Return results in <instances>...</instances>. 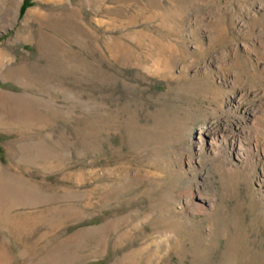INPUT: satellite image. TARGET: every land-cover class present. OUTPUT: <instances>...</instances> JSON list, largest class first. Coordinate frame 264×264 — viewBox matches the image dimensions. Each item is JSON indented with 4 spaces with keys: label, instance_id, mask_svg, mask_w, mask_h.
<instances>
[{
    "label": "rangeland",
    "instance_id": "obj_1",
    "mask_svg": "<svg viewBox=\"0 0 264 264\" xmlns=\"http://www.w3.org/2000/svg\"><path fill=\"white\" fill-rule=\"evenodd\" d=\"M0 264H264V0H0Z\"/></svg>",
    "mask_w": 264,
    "mask_h": 264
},
{
    "label": "bare ground",
    "instance_id": "obj_2",
    "mask_svg": "<svg viewBox=\"0 0 264 264\" xmlns=\"http://www.w3.org/2000/svg\"><path fill=\"white\" fill-rule=\"evenodd\" d=\"M200 134L204 135V136L206 135L208 137V139H209L208 143L205 142L201 138H199V140L197 142V145H198V157L200 159V162H202L204 160L203 157H202V151H203L205 145L206 146L208 145L209 148L216 149V152L214 153V155L218 159L221 156V152H222L221 151V145H224L225 143L228 142L229 147L230 146L233 147L234 144L239 139L238 134L237 135L234 134V133L227 134L226 132H223V131H213L212 132V131H208L207 130V131H201ZM240 151H242V148L240 149ZM240 157H241V155H240ZM197 196L195 195V193L190 192V200L192 201V204H190V202L186 203L184 205V209L188 206V207H190L192 209L193 212L206 213L207 212V202L208 201L205 198H202L201 196H199V197H197Z\"/></svg>",
    "mask_w": 264,
    "mask_h": 264
}]
</instances>
